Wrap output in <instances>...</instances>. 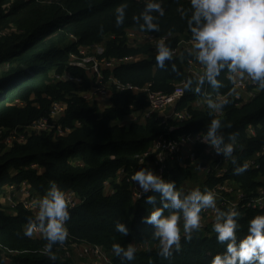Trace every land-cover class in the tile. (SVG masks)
<instances>
[{
    "label": "trees",
    "instance_id": "1",
    "mask_svg": "<svg viewBox=\"0 0 264 264\" xmlns=\"http://www.w3.org/2000/svg\"><path fill=\"white\" fill-rule=\"evenodd\" d=\"M147 2L0 0V264H75L64 255L65 247L72 243L102 246L110 264H211L216 254L226 250V244L217 241L213 224L194 230L191 241H185L182 234L181 250L165 259L158 255L159 241L153 236V225L143 221L153 209L146 203V196L153 193L133 198L129 178L140 168L148 167L149 160L141 163L140 157L169 126L176 127V136L205 135L211 120L220 119L226 142H231L230 134L238 133L233 152L236 164L230 157L227 173H218L211 164V172L197 187L201 191H213L227 182L233 192L247 195L264 188V88L259 87L254 98L243 100L242 93L228 78L227 69L217 77L220 87L207 82L200 86L199 78L187 74L188 59H195L187 51L165 61V68H159L152 47L130 43L128 31L172 35L169 44L173 47L180 40L192 39L187 21L193 9L191 0H158L165 10L163 16L153 13L158 17L154 22L159 30H142L134 17L140 16ZM121 5H126V15L118 26L116 16ZM80 49L100 61L139 56L134 63L104 70L106 78L111 76L123 84L144 87L151 83L152 89L171 93L175 84L191 79L192 84L178 105L179 110L188 112L189 119L164 123L154 116L144 122H125L131 114L148 106L145 92L119 91L111 86L108 98H85L84 94L95 84L96 74L71 66L70 55H80ZM67 75L71 79H65ZM198 86L200 92L195 91ZM219 94L228 99L216 111L209 108L208 100ZM200 100L204 105L194 106ZM55 101L67 105L60 124L71 131L65 136L28 133L33 122L49 116ZM13 132L25 135V143L15 141L8 145L5 140ZM196 150L198 155H205L203 146ZM200 164L209 166L204 161ZM244 164L248 165L246 171L236 174L234 168ZM200 175L194 165L172 163L163 178L175 181L176 189L187 193L189 184L196 188L193 182ZM53 181L80 200L77 207L69 209L67 239L53 245L55 261L45 252L47 240L43 235H25L28 220L35 215L21 204L12 207L4 200L11 186L17 188L23 182L42 197ZM232 194L223 191L224 196ZM240 212L237 234L243 238L248 234V222L264 214V208L244 207ZM117 222L126 223L128 235L116 231ZM114 243L134 245L135 258L122 260L113 251Z\"/></svg>",
    "mask_w": 264,
    "mask_h": 264
},
{
    "label": "clouds",
    "instance_id": "2",
    "mask_svg": "<svg viewBox=\"0 0 264 264\" xmlns=\"http://www.w3.org/2000/svg\"><path fill=\"white\" fill-rule=\"evenodd\" d=\"M191 6L193 11L187 24L195 59L205 68L198 84L202 86L207 82L215 88L220 87L217 77L227 69L242 77L247 75L264 88V0H191ZM125 8L126 5H121L117 9L118 26L125 21ZM153 13L165 14L158 0H148L140 16L134 17L142 30H159V25L154 22L158 17ZM141 19L143 23H140ZM155 59L162 69L166 67L165 61L173 59V50L164 39L156 45ZM172 68L175 70L174 64ZM191 84L189 79L184 87L188 89ZM200 86L196 92L201 91ZM226 102L209 99L208 106L219 111ZM221 128V120L212 119L203 141L217 154L232 157L233 164H236L233 152L238 133L230 134L228 140L231 142H226ZM247 167V164L237 166L234 172L241 174ZM131 179L138 185L139 197L153 193L146 196V203L153 205V209L143 217V221L154 227L153 236L159 241L158 255L167 259L180 251L182 234L185 241H191L193 231L201 228L202 210L213 209L216 214L213 231L217 234V241L226 244V250L216 254L211 264H264V214L253 217L248 222V234L239 238L238 218L242 213L237 208L225 211L217 207L214 192L201 191L200 188L187 193L178 191L175 181L162 178L148 167L137 170ZM69 207L65 192L53 181L38 201L37 215L28 220L25 235L31 236L34 231L42 233L47 240L45 252L52 261L57 259L53 245L57 242L62 244L68 237L66 221L70 219ZM115 228L124 236L130 231L122 222H117ZM112 248L117 256L127 261H132L137 251L131 243L127 247L114 243Z\"/></svg>",
    "mask_w": 264,
    "mask_h": 264
},
{
    "label": "built area",
    "instance_id": "3",
    "mask_svg": "<svg viewBox=\"0 0 264 264\" xmlns=\"http://www.w3.org/2000/svg\"><path fill=\"white\" fill-rule=\"evenodd\" d=\"M127 38L132 44H147L150 45L153 51L156 52V45L160 39H164L165 43L173 50V57H178L182 54V51H187L191 55L195 56V50L193 48L192 39L180 40L177 45L171 46L169 43L172 39V35L159 36L157 34H145L137 30L128 31ZM100 49V48H99ZM103 50V49H102ZM99 51L100 53L102 52ZM81 54H71L70 64L71 66L78 67L84 70L91 71L96 74L95 84L92 85L89 92L84 94L87 99L93 98H108L110 97V87L114 86L119 91L129 90L134 93L145 92L147 94L148 106L143 111H138L127 117L125 122H144L151 119L154 116L162 118L164 123L168 121L185 122L189 119V114L186 110H179V102L185 95L186 88L184 87L186 80H183L175 84L171 93H164L162 91H156L152 89V84H147L144 87L135 86L133 84H123L113 77L106 78L104 75L105 69H114L115 67L123 64H131L140 58L139 56H128L120 59L113 60H98L96 57H91L86 54L84 49H80ZM186 71L188 75H194L200 78L204 74V66L196 59L189 58L187 61ZM230 78L234 84L235 89L239 90L243 95V100H250L255 97L256 91L259 88L257 83H254L247 75L240 76L239 74L229 73ZM65 79H71L68 75ZM226 95H217L213 98V101L224 102L227 101ZM227 103V102H226ZM224 103V104H226ZM242 103V102H241ZM240 103V104H241ZM238 104V105H240ZM67 105L63 102L55 101L49 113V116L40 118L32 123L27 128L28 133H54L56 136H65L71 129L64 128L60 124L61 119L66 114ZM175 126H169L167 132L160 135L153 143V146L140 157V162L145 163L146 159L149 160L148 168L153 170L156 174L162 178L166 174L168 167L172 163H176L180 166L187 167L188 165L198 164L199 155L197 153V146H203L204 153L211 151L216 155L214 159L215 166L213 170H217L218 173H227L226 168L229 164L230 157H223L222 154H217L216 151L203 141V135L201 133H188L176 136ZM8 145L17 141L25 143L26 136L13 132L6 140ZM203 161V159H201ZM206 163V162H205ZM255 163V162H253ZM33 167H37L33 164ZM208 171V170H207ZM121 173L123 170L120 171ZM211 169L209 170V173ZM129 182L132 184V192L134 200L141 199L137 195L139 188L138 185L132 181L131 177ZM230 186V185H229ZM223 191L232 192V197L224 196ZM232 186L225 187L219 185L212 192L216 195L217 207L222 210H229L231 208H237L238 210L244 207L253 210H260L264 208V188H260L257 194L247 195L240 191L233 192ZM69 202V209H74L80 203V200L72 191L65 193ZM16 200H15V199ZM41 197L37 196L30 186L23 182L19 187L11 186L5 201L11 204L12 207L21 204L27 211L33 215L38 213V201ZM202 214L213 215L215 217V211L213 209L202 210ZM37 233V234H36ZM35 235H40L39 231H34ZM43 235V234H42ZM41 236V235H40ZM83 246L81 256L84 258H100L107 260L105 255L106 251L102 246L86 243H72L70 246ZM68 249L65 247V250ZM102 257V258H101ZM109 261V260H108Z\"/></svg>",
    "mask_w": 264,
    "mask_h": 264
},
{
    "label": "rangeland",
    "instance_id": "4",
    "mask_svg": "<svg viewBox=\"0 0 264 264\" xmlns=\"http://www.w3.org/2000/svg\"><path fill=\"white\" fill-rule=\"evenodd\" d=\"M101 50H102V47H100L99 51H101ZM154 53H155V51H154ZM203 105H204V102L202 100H200V101H197L194 106L201 107ZM206 153H207V155H203V153H201V155H199V161H198V164H196V167L198 169H200V172H201V175L199 176V178L193 182L196 188L198 187V185L201 184V182L203 180H205V176L209 174V170L211 169V164L215 166L214 159H215L216 155L213 154L211 151H208V150L206 151ZM201 159H203V161L206 162L207 165H209V166H206V164H200ZM222 186H225L227 188L230 187L228 182L223 184ZM191 190H193V189H192L191 184H189V186H187V191L190 192ZM225 211H227V209ZM239 211H241V210L239 209ZM203 215L204 214L201 213V219H202L201 220V226L203 228L205 227V225L207 226L209 224H214L215 217H213V215L212 216L207 215V218L203 217ZM33 234H34V232H33ZM40 235H42V234H40ZM81 249H83V246L77 247L76 245L75 246L71 245L68 247V249H66V250L64 249V251L66 253L64 255L66 256V258L71 259L75 264H110V258H109L107 253L105 255L107 260L100 259L97 257L84 258L83 256H81V253H82Z\"/></svg>",
    "mask_w": 264,
    "mask_h": 264
}]
</instances>
